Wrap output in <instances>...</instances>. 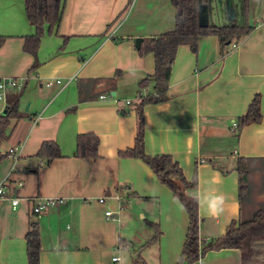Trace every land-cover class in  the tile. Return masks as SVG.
Here are the masks:
<instances>
[{"label":"crops","instance_id":"obj_1","mask_svg":"<svg viewBox=\"0 0 264 264\" xmlns=\"http://www.w3.org/2000/svg\"><path fill=\"white\" fill-rule=\"evenodd\" d=\"M170 1L65 0L55 33L45 34L32 56L24 43L35 29L23 0H0V79L25 80L0 102L2 116L8 98L19 94L20 118L0 145V183L7 178L5 190L21 198L15 209L0 201V264H27L25 234L33 222L39 264H131L137 251L145 264L178 263L184 208L142 160L119 156L134 145L138 97L154 94L152 84L139 86L154 73L153 53L139 55L134 39L173 28ZM207 20L242 25L240 1L211 0ZM247 25L251 33L226 47L214 36L201 37L196 53L180 46L162 100L142 110L145 154L170 155L187 180L196 171V187L185 193L198 201L203 243L264 211V0H250ZM55 80L62 84L46 86ZM255 96L260 121L231 130ZM82 134L98 138L97 159L76 157ZM47 141L61 154L49 164L35 157ZM10 150L17 156L12 173ZM239 159L247 166L241 197ZM102 196L108 199L100 204ZM38 197L64 200L35 214ZM150 224L160 237L143 247L154 234ZM193 264H242V257L237 249L211 250Z\"/></svg>","mask_w":264,"mask_h":264},{"label":"trees","instance_id":"obj_2","mask_svg":"<svg viewBox=\"0 0 264 264\" xmlns=\"http://www.w3.org/2000/svg\"><path fill=\"white\" fill-rule=\"evenodd\" d=\"M242 25L230 24L225 26L211 25L208 20V11L211 0H171L174 9V25L170 31L159 36L141 39L142 44L137 49L139 55L153 53L154 73L139 82L140 88L152 84L154 94L140 96L135 104L137 129L132 148L119 152L120 157H130L142 160L154 173L159 182L168 188L184 208L188 224L186 236L182 245L180 259L177 264H193L208 251L222 249H237L242 257V264H255V242L264 238V211L257 210L249 220L232 221L225 232L212 241L203 243L199 237L198 201L188 196L186 190H192L197 184L196 171L190 180H187L179 164L170 155L149 156L144 152V119L143 107L146 104L158 103L162 100L168 85L172 64L176 51L180 46H188L193 53L197 52L198 41L204 36H214L221 47L227 43H237L248 36L252 28L247 25L250 0H239ZM28 22L34 27L33 35L27 37L24 51L36 55L40 39L45 34L55 33L58 26L65 0H23ZM4 38H0V45ZM119 39L118 41H121ZM135 40V39H134ZM229 44V45H230ZM36 64H34V67ZM19 94L8 98V108L5 115L0 116V145L7 140L6 133L11 123L19 120ZM261 119L259 98L255 96L246 113L238 118V127L258 123ZM98 138L93 134L78 135L76 139V157L97 159ZM35 157L49 164L56 158H61L58 146L52 142H43ZM3 156L0 154V161ZM236 170L238 172L239 196L246 189L247 166L244 159H239ZM154 230L143 247L156 243L160 237V230L156 224H150ZM27 264H39L40 235L36 223H30L25 234ZM131 264H145L137 251Z\"/></svg>","mask_w":264,"mask_h":264},{"label":"built area","instance_id":"obj_3","mask_svg":"<svg viewBox=\"0 0 264 264\" xmlns=\"http://www.w3.org/2000/svg\"><path fill=\"white\" fill-rule=\"evenodd\" d=\"M235 47V45H233ZM62 84L61 80H55V81H48L46 86L50 87L53 84ZM25 87V80L24 79H16V78H2L0 79V102L4 101L6 98V95L10 93L11 91H20ZM104 98V96L100 97ZM126 105L130 104L129 100L125 101ZM238 128V123L236 121L232 122V127L231 130H236ZM14 150H10L9 154L13 155V162L10 168L9 173H12L13 171L16 170V162H17V156L14 154ZM8 173V174H9ZM7 180L5 178L1 183H0V201L1 200H8L10 201V205L12 209H15L16 206L21 201V198L9 195V193L5 190L4 188V182ZM18 186H21V183H17ZM108 198L106 196H102L97 199L98 203L103 204L106 202ZM63 198H41L38 197L33 200V206H32V212L35 214L41 213L42 211H45L49 208L56 207L57 205H60L63 203ZM112 212L106 211L105 215L106 216H111ZM113 219V218H112ZM119 258L118 257H112V261H117Z\"/></svg>","mask_w":264,"mask_h":264},{"label":"rangeland","instance_id":"obj_4","mask_svg":"<svg viewBox=\"0 0 264 264\" xmlns=\"http://www.w3.org/2000/svg\"><path fill=\"white\" fill-rule=\"evenodd\" d=\"M245 201L246 197H243L242 203L245 204ZM254 244L256 249V256L254 257L253 261L255 264H264V238L257 240ZM123 255L125 259H130L128 252H123Z\"/></svg>","mask_w":264,"mask_h":264},{"label":"water","instance_id":"obj_5","mask_svg":"<svg viewBox=\"0 0 264 264\" xmlns=\"http://www.w3.org/2000/svg\"><path fill=\"white\" fill-rule=\"evenodd\" d=\"M134 44H135V47L138 49L140 47V44H141V39L140 38H136L134 40ZM230 42L227 43V45H229Z\"/></svg>","mask_w":264,"mask_h":264}]
</instances>
